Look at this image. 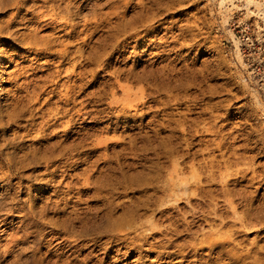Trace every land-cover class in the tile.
<instances>
[{
	"label": "rangeland",
	"instance_id": "1",
	"mask_svg": "<svg viewBox=\"0 0 264 264\" xmlns=\"http://www.w3.org/2000/svg\"><path fill=\"white\" fill-rule=\"evenodd\" d=\"M154 1L0 0V264H264V0Z\"/></svg>",
	"mask_w": 264,
	"mask_h": 264
},
{
	"label": "bare ground",
	"instance_id": "2",
	"mask_svg": "<svg viewBox=\"0 0 264 264\" xmlns=\"http://www.w3.org/2000/svg\"><path fill=\"white\" fill-rule=\"evenodd\" d=\"M171 3H173V1ZM154 4L157 6V9H160V10L162 9L163 10V8L160 7L163 4V1L162 0H155L154 1ZM97 5H98L97 0H22V7H23L22 10H23V12H25V15L22 17V20H25V21H28V22H35V23H40V21L42 20V21L48 23L49 25H56V26L57 25L74 26V25H78L80 22L88 23L89 21H92L93 19H94V21H95V19H98V20L99 19H102L104 15L101 16L100 18H97L96 17L98 15V13H97L98 10L96 8ZM165 6L167 7L166 10H168V8L171 5H170L169 2H166V5ZM112 9H113V7H112ZM113 14H114V12H113ZM158 14L159 13H155V11H152L151 12L149 8H147L145 6H142L141 10L138 11V16L137 17H136V15L133 16V17H135L134 20L132 18H130L129 20L126 19L127 21L125 20V22L124 21L123 22L119 21V22L114 23L113 25L115 26V29H118L120 32L123 31V34H127L128 29L130 27L133 28V25H131L132 24L131 23L132 21H134V22H145L146 23L147 21H152L157 16H160ZM162 14L164 16L165 13L162 12ZM88 16H93V17H88ZM139 17L142 18V19H140ZM105 19H106V17H105ZM149 31H151V29H149ZM48 39H45V38L44 39L43 38L42 39H39V37H34L33 35H31L29 37V39L27 37V39H26L27 41L26 42H27V44H29L30 48L32 49L31 54L33 52H35V55H38V54L43 53V52L44 53H47V55L48 54H55V52L53 53V51L51 50L54 47V46L52 47V45L54 43L52 44L53 41L52 40H48ZM60 50H59V52H60ZM145 50L146 51H151V49H149V48H146ZM56 51H58V50H56ZM80 51L81 50H79L77 52H80ZM70 52L71 51H69V50H67V48H65V49L61 50V53L60 54H62L61 56H63V55L66 56L67 55L66 53L69 54ZM151 53L152 52H150V54ZM156 54H158V53H156ZM30 56L31 55L29 54V57ZM32 58L34 59L35 57H32ZM73 64H75V63H73ZM66 69H68V68H66ZM69 86H71V85H69ZM66 89H67V87H66ZM66 92H68V91H66ZM66 94H68V93H65V95ZM59 109H61V108H59ZM24 111H26V108L23 107V106L20 109L18 107H14V109H12V113L13 114H11V116H10V119H11L10 122L12 120L14 121L15 120L14 117L15 116H19L20 113H23ZM213 165H214V163H213ZM68 236H69V234H68ZM51 243H53V241ZM55 245L58 246L57 249H61L63 251L65 249H67V251L70 250L69 244L68 245H66V244L64 245L62 242H59L58 241ZM49 246H50V244H49ZM167 254H168V252H167ZM65 261H66L67 264H71L70 260H67L66 259ZM21 262H24V264H25V262L26 263L27 262L30 263V260L26 258L24 261H21ZM21 262H20V264H22ZM32 264H42V262L40 260H38L37 258L34 257L33 260H32Z\"/></svg>",
	"mask_w": 264,
	"mask_h": 264
}]
</instances>
